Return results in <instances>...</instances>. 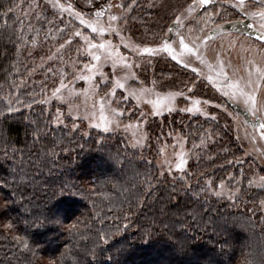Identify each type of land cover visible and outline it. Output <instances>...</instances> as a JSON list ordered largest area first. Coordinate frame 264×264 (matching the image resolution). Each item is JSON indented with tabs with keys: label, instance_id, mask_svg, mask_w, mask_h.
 <instances>
[{
	"label": "trees",
	"instance_id": "16d2710c",
	"mask_svg": "<svg viewBox=\"0 0 264 264\" xmlns=\"http://www.w3.org/2000/svg\"><path fill=\"white\" fill-rule=\"evenodd\" d=\"M129 1L138 35L158 38L169 18L156 24L161 0ZM34 2L0 0V264H244L249 245L264 241V183L244 179L232 200L201 184L240 175L235 136L200 116L151 120L154 155L174 131L191 150L184 179L173 180L147 148L132 149L118 134L56 126L41 102L50 76L31 74L39 54L26 52L34 30L22 13ZM52 17L46 10L38 29ZM159 65L157 73L182 75L168 60Z\"/></svg>",
	"mask_w": 264,
	"mask_h": 264
},
{
	"label": "rangeland",
	"instance_id": "374dc122",
	"mask_svg": "<svg viewBox=\"0 0 264 264\" xmlns=\"http://www.w3.org/2000/svg\"><path fill=\"white\" fill-rule=\"evenodd\" d=\"M35 1L37 5H31V1L22 13L24 24L34 30V40L29 42L26 52L32 56L39 54L31 74L41 72L50 76L51 85L41 102L52 112L56 126L70 121L71 130H79L83 135L91 130L118 134L132 149L147 148V156L153 158L160 175L176 180L184 179L190 162L186 137L177 131L167 132L155 147L154 155L148 145V123L173 113L218 120L241 145L240 162L244 167L238 177L230 174L214 187L203 181L204 189L213 197L232 200L244 179L252 187L263 185L264 130L250 127L225 101L238 103L264 123V43L229 32L207 39L212 28L235 15L227 14V8L247 12L264 33V8L258 2L243 1L238 6L240 0H212L210 8L196 16L199 0H161L160 6L155 5L160 18L155 13L151 18H157L156 24L160 25L169 17L165 27L158 38H154L156 34L142 38L138 35L139 25L128 18L135 2ZM46 10H51L53 21L40 30L37 20ZM112 16L116 19L111 20ZM171 22L176 27L172 29V39L167 40ZM89 24L104 31L93 32ZM89 42L104 43L106 47L90 48ZM108 52L119 53L115 70L112 61L104 59ZM92 54L101 55V60H94ZM166 60L181 69L182 75L157 73L159 63L163 65ZM160 69L167 68L163 65ZM117 81L124 86L119 87ZM260 208L264 214V202Z\"/></svg>",
	"mask_w": 264,
	"mask_h": 264
},
{
	"label": "water",
	"instance_id": "95a60500",
	"mask_svg": "<svg viewBox=\"0 0 264 264\" xmlns=\"http://www.w3.org/2000/svg\"><path fill=\"white\" fill-rule=\"evenodd\" d=\"M201 1V0H200ZM209 4V1L207 0L206 3H202L201 7L199 8V10L197 11L196 15L200 14ZM235 24H240L241 23H230V24H225L221 27L215 28L213 29L210 34H209V38H211L212 36H214L216 33H219L221 31H225V30H230V31H235V32H241L243 34H246L250 37H253L255 39H258L260 41H264V37L259 34L256 30H254L252 28V26H247L243 31L235 29L233 26ZM176 27V23L175 22H171L168 26V38L167 40H171L172 39V29H174ZM227 105L231 108V110H233L235 113H237L250 127L252 128H256V127H260L261 125V120L259 117L255 116L254 118H252L249 114V112L242 108L238 103H231L226 101ZM261 128V127H260Z\"/></svg>",
	"mask_w": 264,
	"mask_h": 264
},
{
	"label": "flooded vegetation",
	"instance_id": "af4514ba",
	"mask_svg": "<svg viewBox=\"0 0 264 264\" xmlns=\"http://www.w3.org/2000/svg\"><path fill=\"white\" fill-rule=\"evenodd\" d=\"M209 1V4L207 5V7L203 10V11H205L207 8H210V6H211V1L212 0H208ZM245 3H250V1H256V2H258V5L259 6H262V8H264V0H243ZM199 2L201 3V1L199 0ZM255 2V3H256ZM202 4V3H201ZM200 7H201V5H200ZM199 7V8H200ZM228 10H226L227 11V14H228V12H232L233 14L235 13V15L232 17H230L224 24H222L221 26H223V25H225V24H230V23H241V25L240 24H235L233 27L235 28V29H238V30H244L248 25L249 26H252V28L254 29V30H256L259 34H261L263 37H264V33H262L258 28H257V26L259 25L258 23H256L255 22V20H251V18L247 15V12H245V11H243V10H240V11H236V10H233V9H229V8H227ZM199 10V9H198ZM197 10V11H198ZM202 11V12H203ZM201 12V13H202ZM239 12V13H238ZM197 13V12H196ZM200 13V14H201ZM200 14H198V15H196V16H199ZM257 25V26H256ZM221 26H216V27H214V28H212L210 31H209V33H208V36H207V39H211V38H209V34H210V32L213 30V29H215V28H218V27H221ZM221 32H229V33H231V34H237V35H241V36H243V37H245V38H248V39H250V40H252V41H254V42H257V43H260V44H263L264 43V41H260V40H258V39H255V38H253V37H250V36H248V35H246V34H243V33H241V32H235V31H230V30H225V31H221ZM221 32H219V33H221ZM219 33H216L215 35H217V34H219ZM214 35V36H215ZM227 101V100H226ZM225 101V102H226ZM229 102V101H228ZM245 109V108H244ZM250 114V113H249ZM251 116V115H250ZM252 118H254L255 117V115L254 116H251Z\"/></svg>",
	"mask_w": 264,
	"mask_h": 264
},
{
	"label": "snow or ice",
	"instance_id": "6c2138e0",
	"mask_svg": "<svg viewBox=\"0 0 264 264\" xmlns=\"http://www.w3.org/2000/svg\"><path fill=\"white\" fill-rule=\"evenodd\" d=\"M206 2H207V0H201V3H206ZM242 4H243V0H240V5H238V6H242ZM99 16H100V13H97V17H99ZM110 19L111 20H115L116 17L112 16V17H110ZM81 22L83 23V21H81ZM89 27H92V31L93 32L99 31L100 33H102L104 31L103 28H98V27H96V26H94L92 24H89ZM76 35H80V33H76ZM181 43H183V41H181ZM89 47L90 48H96V49H104L106 47V45L104 43H101L99 45H93V44H91L89 42ZM125 47H128V45H125ZM165 50H168L167 45L165 46ZM146 51H149L150 52L151 50L150 49H146ZM117 57H119V53L118 52H116L115 55H113V52H108L105 55V57H104L105 61H108V60H111L112 61V66H113V69L114 70L116 69V66H117ZM92 58L94 60H96V61H100L101 60V55L92 54ZM173 58L175 59V57H173ZM85 67L87 68L88 66L86 65ZM125 67L130 68L131 65H125ZM93 68H95V66H93ZM93 68H89L88 70L89 71H92ZM95 70L96 71H99V68H95ZM101 75H103V73H101ZM81 78L82 79H89V77H86V76H81ZM132 78H134V76ZM117 85L119 87H123L124 86L123 84L119 83V81H117ZM144 91H147V90H144ZM253 103H254V101H253ZM169 110H171V109H169ZM186 110L187 111H191V109H186ZM254 111H255V109H254ZM260 127H261L262 130H264V123H261ZM177 167L179 168L180 165H178ZM217 195H219V193H217Z\"/></svg>",
	"mask_w": 264,
	"mask_h": 264
},
{
	"label": "clouds",
	"instance_id": "9594fccd",
	"mask_svg": "<svg viewBox=\"0 0 264 264\" xmlns=\"http://www.w3.org/2000/svg\"><path fill=\"white\" fill-rule=\"evenodd\" d=\"M244 264H264V241H254L249 245Z\"/></svg>",
	"mask_w": 264,
	"mask_h": 264
}]
</instances>
